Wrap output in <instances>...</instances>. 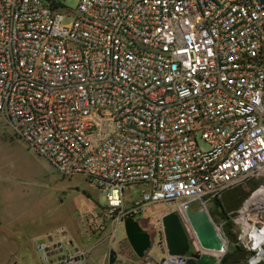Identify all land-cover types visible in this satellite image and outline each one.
<instances>
[{
	"label": "built area",
	"instance_id": "built-area-1",
	"mask_svg": "<svg viewBox=\"0 0 264 264\" xmlns=\"http://www.w3.org/2000/svg\"><path fill=\"white\" fill-rule=\"evenodd\" d=\"M0 120L102 193L107 220L166 204L194 258L226 253L200 246L186 208L245 189L221 234L240 264H264V0H0ZM37 252L85 264L61 244Z\"/></svg>",
	"mask_w": 264,
	"mask_h": 264
},
{
	"label": "rangeland",
	"instance_id": "rangeland-1",
	"mask_svg": "<svg viewBox=\"0 0 264 264\" xmlns=\"http://www.w3.org/2000/svg\"><path fill=\"white\" fill-rule=\"evenodd\" d=\"M61 1L69 9L74 10L80 2V0ZM201 147L206 148L204 143H201ZM4 188H11L13 219L11 231L21 238L23 252L22 257H0V264L4 260H8V264H41L38 261L39 254H36L39 243L45 238L48 239L47 236L60 235L69 231L75 235L84 236L85 239L91 236L89 233L93 232V243L101 242L96 246V251L103 248L108 251L110 247H114L117 257L120 253L128 254L133 251L126 237L125 228L119 227L114 232L111 229L112 219L104 218L97 221L98 218L93 211H87L90 208L106 205V198L102 193L94 190L83 177L60 176L46 160L30 151L22 140L16 138L11 129L0 120V189L4 190ZM135 192L136 190H131V196H136ZM129 194L130 192L127 191L128 196ZM248 194L245 189H240L236 195L234 194L232 201L229 200L228 193L220 200L222 208L217 207L216 202L207 205L206 210L223 235L226 234L229 237L226 225L229 221L228 212L238 208L241 198ZM190 208L196 211L201 209V205L194 203ZM168 209L166 204L159 203L141 212L139 216L141 225L151 234L153 244L148 252L151 254L150 257L142 259L140 264H161L165 258L166 242L159 230L162 218L167 214ZM85 212L88 213L84 214ZM187 234L191 250H193L195 240L189 232ZM0 250H3L1 244ZM238 250L240 247L229 238L228 251L223 260L227 254ZM234 257L227 264H240L243 259L241 252H237ZM104 264H111L110 260ZM114 264L117 263L114 262ZM213 264H218L216 258H213Z\"/></svg>",
	"mask_w": 264,
	"mask_h": 264
},
{
	"label": "water",
	"instance_id": "water-1",
	"mask_svg": "<svg viewBox=\"0 0 264 264\" xmlns=\"http://www.w3.org/2000/svg\"><path fill=\"white\" fill-rule=\"evenodd\" d=\"M186 217L189 225L195 233L200 246L208 251L227 253L228 245L224 242L218 226L205 208L193 211L186 208ZM127 239L140 258H145L152 248L153 238L151 234L141 225L140 220L133 217L123 221ZM164 237L167 252L171 256L188 257L187 264H213L210 255L205 254L200 258L190 255L191 245L186 228L181 218L176 213H168L162 218ZM264 257V252L262 253Z\"/></svg>",
	"mask_w": 264,
	"mask_h": 264
},
{
	"label": "crops",
	"instance_id": "crops-1",
	"mask_svg": "<svg viewBox=\"0 0 264 264\" xmlns=\"http://www.w3.org/2000/svg\"><path fill=\"white\" fill-rule=\"evenodd\" d=\"M63 177V176H62ZM90 185V184H89ZM91 187L96 189L94 186L90 185ZM97 190V189H96ZM11 188L4 190L0 189V244L3 250H0V257L2 256H20L22 257L21 253L22 245L21 244V238L17 236L16 233L12 232V212H11ZM104 206H98V208H90L87 209V211H93V214L95 215L97 221L104 220ZM88 212H85L84 214H87ZM135 219H139V217H136ZM71 220V219H70ZM106 220V218H105ZM141 222V221H140ZM71 224V222H70ZM119 227L124 228L123 222L118 220H112L111 221V229L115 232V230ZM71 229V225H70ZM106 233V231L103 233V235ZM91 236H87L85 239L84 236H78L72 233V231L69 232H63L62 234H54L53 236H47L48 239H44V242L59 245L61 244L66 249H79L86 253L87 258L85 257V264H104V262L109 261L111 264L117 263V264H125V263H137L140 264L142 259H148L151 254H147L145 258H140L133 250L132 253H120L117 257V251L114 247H110L107 250L101 249L96 251V246H98V243H93V232L92 234L89 233ZM115 236V234H113ZM103 237V236H102ZM101 237V238H102ZM127 237V236H126ZM84 238V239H83ZM95 238V237H94ZM100 238V239H101ZM87 242H85V241ZM14 242V246H13ZM133 249V248H132ZM89 253V254H88ZM108 253V254H107ZM36 254L38 255L37 249ZM116 254V255H115ZM109 259V260H108ZM40 263V259H38ZM119 261V262H117ZM1 264H8V260H4Z\"/></svg>",
	"mask_w": 264,
	"mask_h": 264
},
{
	"label": "trees",
	"instance_id": "trees-1",
	"mask_svg": "<svg viewBox=\"0 0 264 264\" xmlns=\"http://www.w3.org/2000/svg\"><path fill=\"white\" fill-rule=\"evenodd\" d=\"M238 190H240V189H235V190H232V191H229V192H228V194L230 195V197H229V200H230V201H232L233 197L236 195V193H237ZM226 194H227V193H226ZM226 194H225V195H226ZM234 194H235V195H234ZM247 196H248V195H247ZM247 196H246V197H247ZM246 197L241 198V200H240V205L242 204L243 200H244ZM216 205H217V207H219V208H222V207H223L222 202H221L220 200L216 201ZM240 205H239V207H240ZM239 207H238V208H239ZM238 208H236V209H238ZM236 209H234V210H236ZM226 225H227V229H228V234H230V226H231V222L228 221V222L226 223ZM232 240L235 242L234 239H232ZM237 252H241L242 258L244 257V254H243L242 250L240 249V250H238V251H235L234 253H229V254H227L226 258L223 260V264H227L231 259H234V258L236 257V256L234 257V255H237ZM240 263H241V262H240Z\"/></svg>",
	"mask_w": 264,
	"mask_h": 264
},
{
	"label": "flooded vegetation",
	"instance_id": "flooded-vegetation-1",
	"mask_svg": "<svg viewBox=\"0 0 264 264\" xmlns=\"http://www.w3.org/2000/svg\"><path fill=\"white\" fill-rule=\"evenodd\" d=\"M190 255L193 256V257H197L195 254H192V253H190Z\"/></svg>",
	"mask_w": 264,
	"mask_h": 264
},
{
	"label": "bare ground",
	"instance_id": "bare-ground-1",
	"mask_svg": "<svg viewBox=\"0 0 264 264\" xmlns=\"http://www.w3.org/2000/svg\"><path fill=\"white\" fill-rule=\"evenodd\" d=\"M215 254H216V256H220L219 253H215Z\"/></svg>",
	"mask_w": 264,
	"mask_h": 264
}]
</instances>
